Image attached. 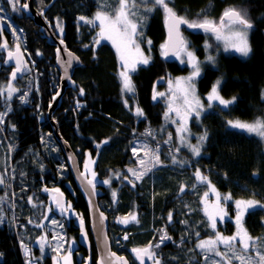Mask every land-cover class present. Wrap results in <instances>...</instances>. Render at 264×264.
Here are the masks:
<instances>
[{"label":"trees","instance_id":"1","mask_svg":"<svg viewBox=\"0 0 264 264\" xmlns=\"http://www.w3.org/2000/svg\"><path fill=\"white\" fill-rule=\"evenodd\" d=\"M136 1V9L146 10L141 0ZM41 3L49 5L47 16L51 22L54 23L57 16L62 18L64 36L70 41V48L86 62L77 70L76 88L68 89L64 95L56 120L59 131L78 154L82 167L89 152L95 159V172L99 180L109 181L107 187L102 185L99 201L110 218L109 235L113 248L120 254L128 255V246L155 244L161 239L160 233L166 232L173 240L161 241L160 247H157L164 264H194L193 258L197 252H194L196 237L192 226L197 224L202 236L210 233L205 227L203 212L199 209L197 213L190 214L186 208L190 203L196 204L204 188L198 186L195 193H186L182 199L176 196L180 183L189 182L192 178L188 169L186 172L182 167L187 161L192 162L204 176H210L220 191L241 197H257L264 205V142L254 134L230 127L228 123L231 120L252 121L264 115V0H168V5L189 22L221 19L226 10L244 7L253 21L251 53L248 57L220 53L216 65H204L197 80L199 92L205 95L220 80V93L226 98H234V101L226 108L215 104L204 113L200 123L190 122L195 133H207L201 155L193 158L188 153L167 146L164 149L178 156V161L173 162L171 157L164 161L162 159L158 169L148 172L140 182H135V189L127 184L118 186L114 175L119 171V177L127 175V167L136 165L133 154L136 139L144 136L141 132L147 133L149 126L162 123L161 108L152 101L154 82L160 78L166 79L169 73L185 74L189 67L167 61L161 55L158 62L143 64L132 73L134 93L127 97L117 72L113 45L102 42L95 51L90 40L85 39L83 51L76 41L79 20L82 15L92 16L97 10L96 0H42L38 6ZM20 12L6 18L11 24V32L33 54L35 51L44 52V56L35 55L33 72L14 81L23 80L21 91L10 102L11 110L5 113L6 117L0 123V137L8 142L10 164L17 168L16 188L19 190L18 181L21 178L23 182H33L35 178L36 186L27 182L25 189L27 192L35 191L40 198L44 196L41 187L63 186L77 214L89 223L87 203L73 180L65 155L46 117L60 80L56 63H48L49 56H54V53L49 51L40 27L21 9ZM139 14H142V18L147 17L146 20L140 18L143 20L144 37L151 38L154 48L159 51L166 38L165 11L159 6L151 15L148 13L147 16L145 11ZM85 29L84 36L91 38L89 26H85ZM184 29L191 32L188 27ZM198 36V42L192 47L196 46L200 56H203L204 37L201 34ZM4 46L0 38V60L3 62ZM54 59L51 58L52 62ZM3 64L0 68V113L5 112L1 86L9 79L10 73V69ZM127 100H136L147 115L144 113L145 116L136 121L133 107ZM54 147L61 154L66 171L60 166L62 160L59 161L52 152ZM29 161L33 164L30 165ZM180 161L184 163L179 164ZM40 164L43 168L39 169ZM8 168L9 164L5 167L7 175L12 171L10 166L7 172ZM12 183L8 184L9 194L14 190ZM171 208L176 210L173 225L166 223L167 210ZM132 213L136 221L129 220L127 224L120 222L124 216ZM22 218L27 222V216ZM73 222L69 229L71 232L76 230ZM245 222L253 235L264 237V207L248 212ZM227 224L228 228H233L228 221ZM125 234H128L126 239ZM20 241L13 225L0 227V264H26ZM92 243L94 264H97V252ZM45 264H51V256L47 257ZM132 264L138 263L134 260Z\"/></svg>","mask_w":264,"mask_h":264},{"label":"rangeland","instance_id":"2","mask_svg":"<svg viewBox=\"0 0 264 264\" xmlns=\"http://www.w3.org/2000/svg\"><path fill=\"white\" fill-rule=\"evenodd\" d=\"M27 1L28 0H20L18 7L21 9L20 4L22 2L26 3ZM115 1L118 0H96L97 10L93 15L95 24L100 26V21L99 20L96 21V14L98 12L107 15L110 20L115 19V10L118 8V2L116 5H114ZM141 1L143 2L144 6H147L150 9H152L154 6L152 0H147V2H145V0H141ZM43 5L44 4L41 3L40 7H42ZM0 9H3V11H0V17L5 21H7L8 23L9 21L6 19L8 16H13L14 14H21L20 11H13L12 5L8 2V0H0ZM236 10H238V12H240L241 14L245 15L246 18L253 25V21L247 9H245L244 7H238ZM144 11L147 12V16L148 13L150 15L152 14L151 11H146V10L142 11L136 9L135 7H132L130 2L128 8V12L130 14L128 15V19L130 20L131 23H134L137 26L136 34L131 37L134 43L128 44L127 48H124L119 38L113 36V38L110 39L112 40L111 42H113L114 39L116 40L115 43L113 42L115 49H117V44H120L121 46V51H118V54L120 55V57L121 55H123L125 59L124 60L121 59V60L126 62L121 64L124 66L125 64L127 65L125 66V69L122 70V72L129 71V67L132 68L133 66H135L136 64L135 62L137 61L141 62L142 57L148 58V60L150 59V53L144 51V48L137 40V36L139 35L140 29H141V35H143V31H144L142 29L143 27L142 22L143 20H146L147 17L142 18V14H139L140 12H144ZM3 13L5 14V16L3 15ZM140 18L143 20H141ZM219 20L220 18L214 20L210 19V21H214L217 25L219 24ZM193 21H202V20H193ZM223 25L225 32L224 36H220L218 41L213 40L211 38L212 41L206 40L204 42L203 45L204 58L201 59L199 58L198 51H195L194 48L190 46V41H188L187 39L185 44L186 47L180 49L178 54L174 57L177 63L181 64V66H188L189 70L185 74L173 75L169 73L166 76V84L158 92V93H163L164 95L163 96L156 95V103L159 101L160 106L163 109V111L161 110L162 123L159 126H155V127L149 126L148 130L146 131L147 133L141 132V135H144L145 137L142 136L141 138L136 139L133 147V149H135V151H133V154L136 158V165L133 167H127L126 169L127 175H125V177L127 178L128 183L140 182L148 172L154 171L158 169L160 165H162V159L164 161L170 159L168 157H171L172 159L178 158L175 155H171V153L167 149H164L167 146L188 153L193 158L194 157L198 158L201 155V151L203 150L205 139L201 142L199 140V137L203 136L205 132L201 134L195 133L193 129L190 127V122L194 121L195 123H200L204 113L209 111V109L212 108L213 105L215 104L220 105L219 102L216 100L213 101L208 100V96L211 94L212 89L205 95H202L198 90L197 80L203 71L204 65L206 64L216 65L218 60V54L222 52L223 53L225 52L227 54H237L241 57H248L251 53L250 52L248 56H243L240 53L236 52L232 47H230L229 37L231 36V33L233 31L238 30V28L228 20H225V23ZM117 27L122 28L121 25H118ZM63 28H64V21L62 20L61 17L57 16L54 20L53 29L54 31H59L61 32L60 34H62ZM252 30H253V26L251 29L247 30L248 33L247 39L250 48H251L250 36ZM107 35H109V33L105 32L103 35L100 34V37L101 38L106 37ZM149 41L150 40L147 39L148 45H150ZM165 41L164 44L161 45L162 55L164 54L165 51ZM136 46L139 47V52H137ZM188 52L193 53L195 57V62L199 65L200 74L196 76L192 81V83L194 84V96L193 94L189 93L185 98V93L182 91V89L187 88V83H186L187 78H189L193 73L192 63L189 62V57L187 55ZM210 57L212 59H209ZM2 64L3 61L0 60V68L2 67ZM139 64L143 65V63H139ZM139 66L137 67V69L139 68ZM137 69L133 68L132 69L133 73ZM10 74H11V70L9 73V79L5 80L1 86V94L3 99L2 103L5 108L4 109L5 112L0 113V123L4 121V118L6 117L7 114L6 112H9L11 110L10 102L14 99V96L21 91L20 89L23 83L22 79L16 82L12 81L10 78ZM119 74L121 77L120 80L122 81V87H123V78L121 76V73ZM177 81H180V84H177ZM123 93L125 96L129 97V94L132 95L134 92H128L123 88ZM218 93L221 98L227 101H232L233 103L234 98L229 99L224 97L219 91V86H218ZM197 100L199 101L198 105L196 104ZM127 101L130 106L135 108L136 104L133 103L134 101L131 100H127ZM232 103H230L229 105H231ZM220 106L225 107L223 105ZM40 109L42 110L41 107ZM197 112H199V115L196 114ZM40 113L42 112L40 111ZM134 114L137 117L136 121H139V119H142L145 116L144 113L143 115H137L136 110ZM43 119L44 117L41 115V120ZM258 120L264 123V115L252 121H244V120H231V121L233 122L239 121L242 123L253 124ZM229 126L232 127L230 124ZM178 129H181V131H178ZM242 131L251 135L254 134L260 137L264 142V137H261L256 133H249L246 130H242ZM190 145L193 147L194 146L200 147V154L198 156L192 152L191 148L189 147ZM7 146H8V142L0 137V180L3 181V183H0V227L4 226L5 224H10L13 225L15 230H17V233L21 239L20 244L23 255L25 257L26 264H45V260L47 259L48 256H51L52 264H72V263L74 264L77 261L80 262L81 259L78 258L81 255L80 251H77L76 253L78 257L73 256V250L77 249V247L79 246L78 239H75L74 237H70V234L72 232L68 228V225L70 224L69 218L61 213L59 214V212H56L54 197L53 194L49 192L48 189L49 187L47 188L41 187L42 189L41 191H43L44 196L42 197L40 196V198L35 191H31V192L26 191L25 188L28 187L27 185L28 181L23 182L22 178L21 179L19 178L20 180L18 181V184L20 185L19 190L16 188L17 181L15 182V178H16L17 168L13 163L10 164V159L8 157V154H10L9 152L10 150H8L9 148H7ZM56 147L58 148V146ZM56 147H54V151L52 152L55 153V155H57L59 161L62 160L61 161L62 164H60V166L63 167L66 171L67 169L63 165V158L61 157V154H59L58 151L56 150ZM5 150L7 151V155ZM157 157L159 158V163L156 162ZM141 160L145 161L143 165L140 163ZM32 162L34 161L32 160ZM174 162L176 163L177 161L174 160ZM95 163H96L95 159L88 152L83 162V168L89 173V175L92 178H94V180L97 183H100L101 185L107 187L109 181L108 183H104V181H101L97 178L95 173ZM181 163L184 162L180 161L179 164ZM8 164H9V168L10 166L12 167V171L10 170L9 175L5 173V167H7ZM29 164L32 165L33 163L29 161ZM38 167L39 169L43 168L41 164ZM182 167L185 170L188 169L192 178L190 179L189 182L182 181L180 183L179 190L176 196L182 199L185 198L186 193H190V192L195 193L196 188L198 186L204 188L196 204L190 203L187 205L186 208L190 210V214L194 212L197 213L196 210L199 209L203 212L205 216L204 218L206 220L205 227L206 229H208V232L210 233L209 235L202 236L201 232L198 230V225L195 224L194 226H192V230H194V234L196 237L194 252L195 251L197 252V255L193 258V260H195L194 264L196 263L197 264L199 263L240 264V262L236 259H231V260L229 259V257L231 256V251L223 243H218L215 246V248L211 251L202 250L197 247V245L200 243L201 240H215L217 233H219L220 236L222 237L235 236L239 228H242L244 231H246L252 240L257 241V246L261 247V250H264V237L253 235L245 222V218L248 212L258 207H254L252 209H249L247 212H245L240 225H237L236 223L237 208L235 201L253 200L258 202L259 205H261L262 201L260 200V198L253 196L241 197V196H235L234 194L227 193L225 191L222 192L218 189V186H216V184L213 182L211 177L204 176V174L197 167H195L192 164V162L187 161ZM9 168L6 170L7 172ZM145 168H147L148 171H145ZM30 169L31 168L29 167V170ZM129 169H133L136 175H133V172L129 171ZM191 170H196V171L199 170V172L201 173V177H206L207 180L202 181L201 179H198L196 177V172L191 173ZM116 175L118 177L120 176V174H116ZM137 175H140V179L136 178ZM34 181L33 182L29 181L28 184L30 185V183H32V185L35 187L37 184L36 182L37 179L34 178ZM10 182L11 183L14 182L12 183L14 184V190L10 191L9 194L8 184ZM40 186L41 185H37V187ZM54 187L61 188L62 190H64L63 186H54ZM68 187L70 190H72L71 186L68 185ZM102 191H103V187H102ZM205 193H207V195H205ZM68 207L70 208L73 207L70 199L68 202ZM167 211L168 213L166 214V223L167 222L168 224L172 223L171 225H173V222L175 220L174 215L176 214L175 213L176 210L174 208H171L170 210ZM169 214H171V220H169ZM132 215L134 214L132 213L131 215L124 216V218L125 217L131 218ZM210 215L213 216L216 220L215 229H213L211 226L212 220L210 219ZM22 216L23 217L27 216L26 218L27 222H25V220H21L24 219L22 218ZM53 221H55V223H53ZM227 221L228 223H231L233 225L232 229L228 228L229 224H227ZM160 236L161 239L157 241L155 244L149 246H143V247L128 246V248L134 247L141 250L149 249V254L154 253V257H153L154 260L152 264H154V261H159V264H164V261L162 260V256L159 254L160 251L157 250L156 245H159L160 247L162 243L161 241H167L173 239L170 238L169 234L166 232H161ZM125 237H127V235H125ZM234 248L237 252H239L241 248L239 238H237V240L234 242ZM217 252L221 253V255H216ZM149 254L147 255L149 256ZM249 254L254 256L255 252L250 250ZM65 257H67L68 259L66 260ZM128 257L130 258L131 256L128 255ZM0 259H1V254H0ZM133 261L134 260H132V262Z\"/></svg>","mask_w":264,"mask_h":264},{"label":"water","instance_id":"3","mask_svg":"<svg viewBox=\"0 0 264 264\" xmlns=\"http://www.w3.org/2000/svg\"><path fill=\"white\" fill-rule=\"evenodd\" d=\"M47 8L48 6L44 10L40 11L36 7L31 5L30 9L27 10V15L33 19L34 23L37 26L40 27V31L48 40V43L56 46V67L60 71V80L57 91L54 93L52 100L48 105L46 117L48 123L52 128V132L65 155V159L73 180L80 188L81 194L83 195L87 203L89 212V224H87V222L82 219L81 216H79L78 214H74L73 211L68 209V198L64 190L55 187H51L48 189L49 192L53 194L55 210L61 214H65L72 220H76V223L80 230L78 238L79 245L89 251L88 258L82 264H93V256L91 251L92 240L97 252V264H124L125 261L127 262V264H131V260L128 255L120 254L112 246V241L109 235L110 218L108 214L102 209L99 201L102 194V185L100 183H97L94 178H92L89 173L82 167L78 154L71 146L70 142L59 131L58 121L56 120V113L62 106L63 97L66 94L67 90L76 88L77 84L74 75L76 69L80 67L82 63L78 54L68 48L65 41L56 36L52 24H50L45 18V12ZM233 10L238 11L236 9ZM177 15L180 16L179 14ZM225 20H227V18H225ZM168 23L169 22L166 17L165 53L167 54L164 58L167 61H171L178 54L181 48L178 45L176 47H173L169 44ZM184 27L188 26L186 24L180 25V36L185 42L183 35ZM9 28V23L0 17V35L6 43H8L6 32L9 30ZM218 32L219 34H222L223 30L221 26H218ZM3 63L11 70L10 78L12 81H15L23 76H27L33 72V65L32 63H30L19 43L15 44L14 50L8 49L5 52ZM18 68L19 71H17ZM13 73H15V76H13ZM164 81V78H160L155 82L153 96L155 95L157 87ZM89 181H92V183L90 184ZM81 221H83V224H81ZM133 249L137 248L130 247L128 249V253L138 264H141V260H143V264L153 263L154 259H150L149 256L145 253H142L138 258L133 252Z\"/></svg>","mask_w":264,"mask_h":264},{"label":"snow or ice","instance_id":"4","mask_svg":"<svg viewBox=\"0 0 264 264\" xmlns=\"http://www.w3.org/2000/svg\"><path fill=\"white\" fill-rule=\"evenodd\" d=\"M8 2L12 5L13 11H20V8L18 7L20 0H8ZM130 2L132 7L136 6V0H118V8L115 10L114 20H110L107 15L102 14L100 12L96 14V20L100 21L101 35L107 32L109 33L108 38H113V36L119 38L124 48H127L128 44L134 43L131 37L136 34V28H137L136 24L131 23L130 20L128 19V15L130 14L128 12ZM145 2H147V0H145ZM152 2L154 3L155 6L162 7L166 13V17L169 22L168 23L169 44L171 46L176 47L178 45L181 49L186 47L183 38L180 36L181 24H186L190 28L203 29L206 32L211 31L213 33H217V38L218 39L220 38L218 32V26L214 21L204 19L202 21L189 22L184 17L178 16L177 13L173 10V8L168 6V0H152ZM23 8H27V4H24ZM146 10L152 11V9L150 8ZM0 11H3V9H0ZM225 18H227L228 21H230L238 28V30L233 31L231 33V36L229 37L230 47H232L236 52L240 53L241 55L248 56L249 53L251 52V48L247 39V34H248L247 30L252 28L253 26L252 23L246 18L245 15L233 9H229L224 12L223 17L221 18L220 21V25H223L225 23ZM81 19L84 18L81 17ZM91 22L95 23V21H91ZM118 25H121L122 28H118L117 27ZM113 42L115 43L116 40L114 39ZM149 43L151 42L149 41ZM136 47H137V52H139V47L138 46ZM117 51H121L120 44H117ZM166 54L167 53H165V55ZM187 55L189 57V62L192 63L193 73L189 78H187L186 81L187 88L182 89V91L185 93V98L189 93L193 94L194 96V84L192 83V81L196 76L200 74V68L199 65L195 62V57L193 53L188 52ZM121 59L124 60L125 57L121 55ZM209 59L212 58L210 57ZM141 62L143 64H147L148 58L142 57ZM125 66L127 65L125 64ZM17 71H19V68L17 69ZM13 76H15V73H13ZM121 76L123 78L124 90L128 92H133L134 86L131 83V79L128 73L126 71L121 72ZM177 84H180V81H177ZM219 84L220 81H217L216 85L213 86L211 90V94L208 96V100L209 101L216 100L219 102L220 105L227 107L230 103H232V101H227L220 97L218 93ZM156 95L163 96L164 94L158 93ZM156 95L153 96V99H156ZM196 104L197 105L199 104L198 100L196 101ZM136 114L143 115L142 111L139 108H137ZM196 114L199 115V112H197ZM228 123L234 128L246 130L249 133H256L261 137H264V123H262L259 120L253 124L242 123L239 121L237 122L229 121ZM178 131H181V129H178ZM206 138H207V133L199 137V140L202 142ZM189 147L191 148L192 152L195 155L198 156L200 154L199 146L193 147L190 145ZM133 151H135V149H133ZM156 162L159 163L158 157L156 158ZM140 163L143 165L145 161L141 160ZM129 171L133 172V175H136L133 169H129ZM145 171H148V169L145 168ZM196 177L198 179H201L202 181L207 180L206 177H201V173L199 172V170H197L196 172ZM136 178L140 179V175H137ZM0 183H3V181L0 180ZM89 183L91 184L92 181H89ZM104 183H108V181H104ZM113 195L115 196V193H113ZM205 195H207V193H205ZM235 204L237 208V215H236L237 225H240L245 212H247L249 209H252L254 207H264V205H259L258 202L253 200H237L235 201ZM210 219L212 220L211 226L213 229H215L216 220L211 215H210ZM131 220L136 221L135 215L131 216ZM169 220H171V214H169ZM120 222L127 224L129 223V218L125 217L121 219ZM53 223H55V221H53ZM81 224H83V221H81ZM126 238L127 237H125V239ZM237 238H239V242L241 245L239 252H237L234 248V242L237 240ZM218 243H223L231 251V256L229 257L230 260L236 259L240 262V264H264V250H261V247L257 246V241L252 240L251 237L248 235V233L244 231L242 228H239L237 234L231 237H222L220 236L219 233H217L215 240H201L200 243L197 245V247L202 250L211 251L215 248V246ZM156 247H159V245H156ZM250 250L255 252L254 256L249 254ZM133 252L139 258L142 253L149 254V249H143V250L133 249ZM216 255H221V253L217 252ZM153 257H154V253L149 254L150 259H152ZM65 259L67 260L68 258L65 257ZM124 264H127V262L125 261ZM141 264H143V260H141ZM154 264H159V261H154Z\"/></svg>","mask_w":264,"mask_h":264},{"label":"flooded vegetation","instance_id":"5","mask_svg":"<svg viewBox=\"0 0 264 264\" xmlns=\"http://www.w3.org/2000/svg\"><path fill=\"white\" fill-rule=\"evenodd\" d=\"M40 1H42V0H28L26 3L25 2H22L21 4H20V7H21V10L23 11V12H25L26 13V15H27V10L28 9H30V7H31V5H33L34 7H36L38 10H40V11H42V10H44L47 6H49V5H46V4H44L42 7H40V6H38V4H39V2ZM24 4H27V8H23V5ZM154 4V3H153ZM135 7H137L138 8V5H136ZM145 7V9H149L147 6H144ZM159 6H153V8H152V11H151V13L153 14V13H155V10L158 8ZM47 10H48V8H47ZM47 10H46V12H45V18L48 20V22L50 23V24H52V27H53V25H54V23L53 22H51L50 21V19L48 18V16H47ZM164 10V9H163ZM94 13H95V11L93 12V14H92V16L90 15V16H85V15H82L81 17H83L84 19H80L79 21V25H78V30H77V39H76V41L77 42H79L80 44H81V46H82V50L83 51H85L84 49H85V43H86V41L84 42V40L86 39V40H90V43H91V47L93 48V50H95V51H97V49H98V47H99V45L102 43V42H106V43H111L112 45H113V42H111L112 40H110L111 38H108L109 37V35H107L106 37H100V34H101V27L99 26V25H97V24H95V23H92L91 21H94ZM28 16V15H27ZM30 17V16H29ZM165 18H166V16H165ZM165 18H164V26H165ZM79 19V18H78ZM97 21V20H96ZM220 21H221V19L219 20V24L217 25V26H221L222 27V30H223V32H222V34H219V36H224L225 35V32H224V25H220ZM7 22V21H6ZM10 25V24H9ZM85 26H89V28H90V31H91V38H89V37H86V36H84V34H85V32H86V29H85ZM11 27V26H10ZM142 29H143V27H142ZM54 30V29H53ZM11 30H10V28H9V30L6 32V36H7V40H8V43H6L3 39H2V37H1V35H0V38L2 39V41L4 42V44H5V46H4V56H5V52L9 49V50H14V46H15V44L16 43H19L16 39H15V37H14V35H13V33L11 32ZM55 32V34H56V36L58 37V38H61L63 41H65V43H66V45H67V47L68 48H70V46H69V44H70V41H68V40H66V38H65V36H64V33H65V24H64V28H63V31H62V34H60L61 32H59V31H54ZM198 34H201V35H203V39H204V41H203V44L202 45H204V42L206 41V40H211L212 41V39L213 40H217L218 41V38H217V33H213V32H211V31H204L203 29H197V28H195V29H191V32H187V31H185V29H183V35H184V39H185V44H186V39L188 40V41H190V46L192 47V45L194 44V43H196V42H198ZM86 35V34H85ZM144 36V31H143V35H141V29H140V32H139V35L137 36V40H138V42L142 45V47L144 48V51H146V52H149L150 53V59L148 60V63H155L154 61L156 60V62H158V60L160 59V56L162 55L161 54V46H159L160 47V50L159 51H157L155 48H154V44H153V42H152V39L151 38H144L143 37ZM9 37V38H8ZM89 38V39H88ZM212 38V39H211ZM46 39V38H45ZM147 39H149L150 40V45H148L147 44ZM46 42H47V44L49 45L48 47H49V51L52 53H54V56H52V55H50L49 56V59H48V63H56V53H55V50H56V46H54V45H51V44H49L48 43V40L46 39ZM20 45H21V47L23 48V50H24V52H25V54H26V56H27V58L29 59V61H30V63H36V61L33 59V58H35V55L37 56V57H41L42 56V54H43V56H44V52L43 53H41V52H36L35 51V53L33 54L31 51H29L27 48H25L21 43H19ZM113 47H114V49H115V46L113 45ZM193 48V47H192ZM71 49V48H70ZM72 50V49H71ZM156 50V51H155ZM194 50L195 51H198L197 50V48H196V46H195V48H194ZM72 51H74V50H72ZM115 51H116V61H117V63H118V69H117V72H118V74L119 73H121L122 72V70H124L125 69V66L124 65H122L121 63H126V62H124V61H122L121 60V57H120V55L118 54V51H117V49H115ZM75 52V51H74ZM220 52V51H219ZM223 53V52H222ZM225 53V52H224ZM78 54V53H77ZM164 54H165V51H164ZM164 54L162 55V57H164ZM219 55V54H218ZM78 56L80 57V59H81V63H82V65L80 66V67H78L77 69H76V71H75V75H74V78H75V76H76V73H77V70L79 69V68H81L82 66H83V63H86V62H84L83 61V59H82V57L78 54ZM53 57L55 58L54 59V62H52V60H51V58L53 59ZM199 58L201 59V58H204L203 56H201L200 57V54H199ZM170 62H177L176 60H175V58H173V60H171ZM136 64H135V66H133L132 68H130L129 67V71H127V73H128V75H129V77H130V79H132V73H133V71H132V69L133 68H136L137 69V67L140 65H142V64H139V63H142V62H139V61H137V62H135ZM207 63V62H206ZM59 71V70H58ZM59 76H60V71H59ZM119 78H121L120 77V74H119ZM199 79V78H198ZM75 80H76V78H75ZM121 81V80H120ZM156 82V81H155ZM155 82H154V86H155ZM77 83V82H76ZM121 83H122V81H121ZM165 84H166V79H165V81L162 83V84H160L158 87H157V89H156V91H155V95L159 92V90L160 89H162L164 86H165ZM154 86H153V90H154ZM153 90H152V101H153V103H154V105H159L160 106V103H159V101L156 103V99H153ZM158 100V99H157ZM130 103V102H129ZM133 103H135L136 105H135V108H133L132 110H133V113H135V110H137V108H139L141 111H143V113H145L146 114V111H144V109H141L140 107H139V104L136 102V100H134V102ZM160 108H161V106H160ZM161 110L163 111V109L161 108ZM147 115V114H146ZM176 157H178V156H176ZM178 159L179 158H173L172 160H173V162H174V160H176V161H178ZM85 160V159H84ZM120 172L121 171H119L118 173H116V174H120ZM193 172H195V171H191V173H193ZM96 173V172H95ZM96 176H97V174H96ZM115 177V181H117V183H118V186H123L124 184H127V185H129V186H131V188H133V189H135V183L133 182V183H128V181H127V178L126 177H118L117 175H114ZM97 178H98V176H97ZM99 179V178H98ZM67 195V194H66ZM68 202H69V199H68ZM68 209L69 210H71V211H73V213L74 214H77V212H76V210L73 208V207H68ZM57 212V211H56ZM60 214V213H59ZM64 216H66L65 214H63ZM68 217V216H67ZM69 218V217H68ZM69 220H70V224L68 225V228L70 229L71 228V221H74L73 222V227H75L76 228V230L75 231H73L71 234H70V237H74L75 239H78L79 238V233H80V230H79V227H78V225H77V223H76V220H72V219H70L69 218ZM129 220L131 221V218H129ZM87 222V221H86ZM87 224H89L88 222H87ZM89 227V226H88ZM125 235H128V234H125ZM93 241V240H92ZM78 244H79V242H78ZM92 245H93V243H92ZM79 247H81L80 245L77 247V249H75V250H73V256H77L78 257V255L76 254L77 253V251H80L81 252V255L78 257L79 259H81V261L79 262V261H77V262H75L74 264H76V263H78V264H82V263H84L85 261H86V259L88 258V256H89V251L88 250H86V249H84L83 247H82V250H79ZM92 251V256H93V250H91ZM127 254L129 255V253H128V251H127ZM93 258V264H94V256L92 257ZM97 259H98V257H97ZM97 259H96V261H97ZM46 261V260H45ZM131 262H132V260H131ZM51 264H52V261H51ZM73 264V263H72Z\"/></svg>","mask_w":264,"mask_h":264},{"label":"bare ground","instance_id":"6","mask_svg":"<svg viewBox=\"0 0 264 264\" xmlns=\"http://www.w3.org/2000/svg\"><path fill=\"white\" fill-rule=\"evenodd\" d=\"M133 189V188H132ZM130 260H132V259H130Z\"/></svg>","mask_w":264,"mask_h":264}]
</instances>
